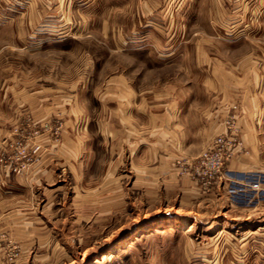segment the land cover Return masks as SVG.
Listing matches in <instances>:
<instances>
[{"label": "rangeland", "instance_id": "rangeland-1", "mask_svg": "<svg viewBox=\"0 0 264 264\" xmlns=\"http://www.w3.org/2000/svg\"><path fill=\"white\" fill-rule=\"evenodd\" d=\"M251 2L0 0V188L34 174L63 264H264V198L244 228L231 217L245 211L187 204L180 179L151 181L143 133L125 117L142 98L159 110L175 101L197 153L176 154L177 177L213 191L224 177L207 184L195 168L218 135L205 144L217 85L251 49L264 62L263 7ZM258 162L264 169V151Z\"/></svg>", "mask_w": 264, "mask_h": 264}, {"label": "crops", "instance_id": "crops-1", "mask_svg": "<svg viewBox=\"0 0 264 264\" xmlns=\"http://www.w3.org/2000/svg\"><path fill=\"white\" fill-rule=\"evenodd\" d=\"M249 7H263L257 18L264 21V0H253L248 4L247 8ZM259 32L264 37V26ZM256 51H249L247 62L226 68L228 70L222 73L223 77L217 85L220 88L221 102L206 113V145L216 134L225 132V113L236 102L240 105L239 113H242L239 122L245 131L239 152L228 163V176L221 178L210 193L200 195L194 180L177 177L179 171H175L176 154L181 152L192 157L197 153L189 147L187 130L180 124V109L175 101L169 102L166 109L159 110L154 109L155 104H145L146 101L142 98L136 110L129 112L128 108L129 113L125 116L126 119L134 118L131 123L137 134L143 133L138 142L141 144L140 149L144 151V170L148 171L147 175L152 177L153 183H174L172 180L178 178L183 183V199L189 202L187 204L199 202L213 206L215 203L216 208H219L218 214L233 210L247 212L248 216L236 214L231 217L233 224L239 228L251 226L252 221L255 222L249 212L256 209L262 201L259 197L264 198V169L258 162L264 151V62L259 61L261 57L251 58ZM239 68L246 70L243 76L238 74ZM134 95L128 94L130 98H126V102L133 101ZM128 106L131 107V104ZM50 157L48 153L43 155L41 164L38 165L41 174L37 178L45 170L42 164ZM35 169L32 170L36 171ZM43 176L45 177L44 174ZM23 178H14L15 183L22 186L20 188L16 189L15 185L11 190L0 188V264H9L6 255L8 247L16 248L17 256L15 255L13 264H63L64 245L56 237H51L56 226L49 223L45 214L49 209L48 203L40 204L32 197L29 182L35 179L34 174L30 173ZM254 182L260 183L258 188L252 186ZM229 186L234 190L230 191ZM190 198L194 200L190 201ZM49 247L52 254H49Z\"/></svg>", "mask_w": 264, "mask_h": 264}, {"label": "built area", "instance_id": "built-area-1", "mask_svg": "<svg viewBox=\"0 0 264 264\" xmlns=\"http://www.w3.org/2000/svg\"><path fill=\"white\" fill-rule=\"evenodd\" d=\"M236 109L237 105L229 109L224 120L225 132L217 135L197 161L196 174L207 184H211L212 180L215 181L217 177L226 178L228 176L226 165L242 145L240 137L244 134V130L238 125ZM259 184V182H254L252 186L258 188Z\"/></svg>", "mask_w": 264, "mask_h": 264}, {"label": "bare ground", "instance_id": "bare-ground-1", "mask_svg": "<svg viewBox=\"0 0 264 264\" xmlns=\"http://www.w3.org/2000/svg\"><path fill=\"white\" fill-rule=\"evenodd\" d=\"M107 256H108V255H107ZM105 259H106V257H105V256H103V257H102V260H105Z\"/></svg>", "mask_w": 264, "mask_h": 264}]
</instances>
